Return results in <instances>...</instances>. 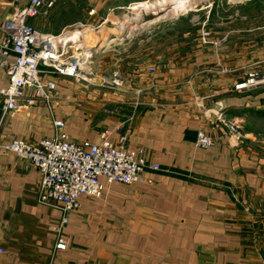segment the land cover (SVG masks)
Here are the masks:
<instances>
[{
  "label": "crops",
  "instance_id": "obj_1",
  "mask_svg": "<svg viewBox=\"0 0 264 264\" xmlns=\"http://www.w3.org/2000/svg\"><path fill=\"white\" fill-rule=\"evenodd\" d=\"M149 1L58 0L47 18L31 24L51 36L76 24L96 30ZM29 3L0 0V88L9 86L8 67L16 60L12 51L1 53V25ZM217 29L190 25L177 31V41L155 32L114 43L97 57L93 77L125 86L114 93L92 89L90 102L72 84L80 81L44 67L43 80L56 85L51 102L5 114L0 101L1 144L52 139L62 120L74 142L100 144L111 132L112 142L126 137L161 168L145 173L152 184L103 180V198L82 197L81 209L66 216L60 204L41 203L34 165L0 150V264H264V88L236 89L247 72H264V37L253 41L260 51L247 52L243 29ZM205 31L210 37L203 40ZM119 49L128 57L115 58ZM217 111L240 122L247 139L228 133ZM199 130L213 147L196 146ZM60 240L66 250L56 248Z\"/></svg>",
  "mask_w": 264,
  "mask_h": 264
},
{
  "label": "built area",
  "instance_id": "obj_2",
  "mask_svg": "<svg viewBox=\"0 0 264 264\" xmlns=\"http://www.w3.org/2000/svg\"><path fill=\"white\" fill-rule=\"evenodd\" d=\"M57 2L30 0L28 5L16 7L1 25L5 33L1 53L4 56L12 51L16 55L15 62L8 67L9 86L0 88L5 114L35 106L38 102H51L56 85L43 80V67L77 81L86 80V59L89 58L84 52L86 25L76 24L58 36H51L39 32L31 24L35 17L47 18ZM245 76L236 86L237 90L264 88V72L251 71ZM27 90L33 92L32 96L26 95ZM216 116L237 140L247 139L240 122L228 118L224 111H217ZM54 126L57 134L52 139L30 143L13 138L0 143V150L14 153L34 165L42 177L41 203L60 204L66 216L81 209L82 197L103 198L106 188L103 180L107 184H152L153 180L146 179L145 173L161 170L158 164L149 161L143 148L129 147L126 137L114 143L110 140L112 133L106 132L100 144L77 143L66 133L64 121L57 120ZM214 145L211 136L204 130L198 131L197 147L208 149ZM66 216L59 229L68 223ZM56 248L66 250L67 243L60 240Z\"/></svg>",
  "mask_w": 264,
  "mask_h": 264
},
{
  "label": "rangeland",
  "instance_id": "obj_3",
  "mask_svg": "<svg viewBox=\"0 0 264 264\" xmlns=\"http://www.w3.org/2000/svg\"><path fill=\"white\" fill-rule=\"evenodd\" d=\"M157 1L163 2L167 0H151L142 5L130 6L128 9L121 10L111 18L106 19V21H102L103 24H100L102 26L95 30L97 32H93L90 29L85 30L86 34L91 33L94 36V41L90 43L92 45L90 46L91 48L88 49L84 41V52L90 55L86 59V70L88 73L85 76L86 80H82L79 83H75L73 80L72 83L74 88L82 91L81 95L84 97V102H90L89 95L92 89L112 91L114 93L125 86L122 80L117 82L109 78L98 80L93 77L97 68V57L102 54L101 52L113 46L114 43H122L128 40H147L149 39V34H155V32L164 42H172L180 39L177 32L179 29L185 30L190 25H196L199 28L206 25V27L210 26L220 30V25L226 24L244 30V37L249 43L245 47L247 52L251 50L260 51L258 49L259 45L253 41H256L258 36L264 37V0H184V2L181 0H170L164 6L149 9ZM187 1L191 5L185 7L184 10H180L181 6ZM173 25L175 26L173 27L174 29H172ZM209 37L210 33L205 31L203 40ZM224 40H226V37L213 41L220 44ZM260 49L262 50L261 47ZM115 55L117 59L128 57V53L125 54L124 50L120 49L115 52ZM143 57L145 58L144 54ZM123 62L125 60L120 63ZM104 74L108 75L109 73L105 72ZM98 83L100 86H97Z\"/></svg>",
  "mask_w": 264,
  "mask_h": 264
},
{
  "label": "bare ground",
  "instance_id": "obj_4",
  "mask_svg": "<svg viewBox=\"0 0 264 264\" xmlns=\"http://www.w3.org/2000/svg\"><path fill=\"white\" fill-rule=\"evenodd\" d=\"M168 1H170V0H167V1H163V2H156V3H154L149 9H154V8H156V7H160V6H164L165 4H167V2ZM182 2H184V0H181ZM190 1V0H189ZM189 1H187V3H184L182 6H181V8H180V10H184L185 9V7H188L189 5H191V4H189ZM173 13V12H172ZM174 14V13H173ZM164 18V17H163ZM122 30V29H121ZM100 34V33H99ZM91 38H92V35H91V33H85L84 32V36H83V39H84V41H85V45H86V47H88V49L89 48H91L90 46H92L89 42L91 41ZM89 57H90V55H88Z\"/></svg>",
  "mask_w": 264,
  "mask_h": 264
}]
</instances>
